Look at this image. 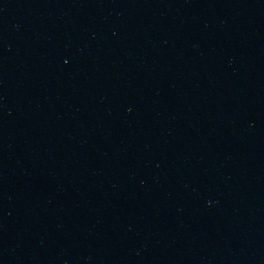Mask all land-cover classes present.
<instances>
[{
    "label": "water",
    "instance_id": "obj_1",
    "mask_svg": "<svg viewBox=\"0 0 264 264\" xmlns=\"http://www.w3.org/2000/svg\"><path fill=\"white\" fill-rule=\"evenodd\" d=\"M0 264H264V0H0Z\"/></svg>",
    "mask_w": 264,
    "mask_h": 264
}]
</instances>
